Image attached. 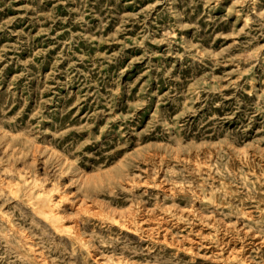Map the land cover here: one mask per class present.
<instances>
[{"label": "rangeland", "instance_id": "obj_1", "mask_svg": "<svg viewBox=\"0 0 264 264\" xmlns=\"http://www.w3.org/2000/svg\"><path fill=\"white\" fill-rule=\"evenodd\" d=\"M0 264H264V0H0Z\"/></svg>", "mask_w": 264, "mask_h": 264}, {"label": "bare ground", "instance_id": "obj_2", "mask_svg": "<svg viewBox=\"0 0 264 264\" xmlns=\"http://www.w3.org/2000/svg\"><path fill=\"white\" fill-rule=\"evenodd\" d=\"M38 208H40V212L45 215V217L52 222L55 226H58V218L51 212L53 210L52 203L48 201L46 198H43L38 203Z\"/></svg>", "mask_w": 264, "mask_h": 264}]
</instances>
